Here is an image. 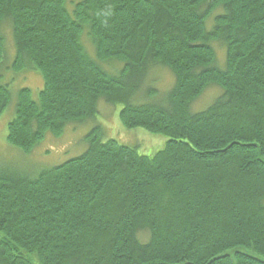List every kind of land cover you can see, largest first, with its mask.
<instances>
[{"label":"trees","instance_id":"1","mask_svg":"<svg viewBox=\"0 0 264 264\" xmlns=\"http://www.w3.org/2000/svg\"><path fill=\"white\" fill-rule=\"evenodd\" d=\"M7 25L13 69L44 81L38 101L18 91L8 142L30 151L100 97L167 140L150 156L90 132L33 177L0 170V264H264V0H0V64ZM83 32L99 60L123 62L116 74ZM160 66L174 75L166 100L132 103ZM209 84L222 92L191 113ZM9 99L0 83V113Z\"/></svg>","mask_w":264,"mask_h":264},{"label":"rangeland","instance_id":"2","mask_svg":"<svg viewBox=\"0 0 264 264\" xmlns=\"http://www.w3.org/2000/svg\"><path fill=\"white\" fill-rule=\"evenodd\" d=\"M210 18L212 19V16L207 18L206 28L212 25L213 19L209 23ZM3 39L4 50H7V56L2 58V63L0 64V83L7 85L10 99L8 106L0 113L1 171L33 177L39 172L44 171V169L55 167L84 152L88 147L90 132H96L100 141L114 139L117 143L129 147L133 146L140 154L143 153L151 156L163 148L167 140L165 135L150 133L142 127L126 128L119 118L120 108L123 104L110 103L104 97H100L97 100L96 113L93 116L85 117L84 119H68L61 132L58 131L59 128H54L58 132L52 131L50 128L44 129L42 137L30 151H24L22 148L20 149L11 142H8L6 137L7 125L15 116L18 91L21 88H27L29 93H31V98L34 101H38L39 91L43 87L44 81L41 72L38 70L23 67L17 70L13 69L12 63L16 51L14 50V42L10 35L9 27L4 32ZM81 44L85 48L87 55L95 60L101 68L107 69L114 74L122 68L123 62L118 59L99 60L96 57L95 47L92 46L90 36L85 32L81 34ZM215 49L217 52L216 61L221 65L224 63V51L218 46ZM78 75L83 76L82 73ZM147 76V79L141 83V89L130 98V101L134 104L164 102L174 81L173 73L165 66H160L157 69L152 68ZM150 87L155 88L156 92H151ZM219 91L222 92L220 86L209 84L198 95L199 97L194 99L189 105V111L194 113L204 110L219 96ZM26 113L31 114V109L27 110ZM53 114L58 115L59 113L52 108V111L49 114L47 113L45 120H50ZM93 129L97 130L93 132Z\"/></svg>","mask_w":264,"mask_h":264}]
</instances>
